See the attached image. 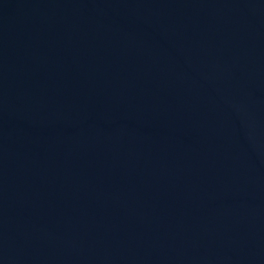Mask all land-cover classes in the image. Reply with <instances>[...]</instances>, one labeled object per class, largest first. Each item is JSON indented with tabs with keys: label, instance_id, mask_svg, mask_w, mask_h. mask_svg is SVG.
<instances>
[{
	"label": "water",
	"instance_id": "water-1",
	"mask_svg": "<svg viewBox=\"0 0 264 264\" xmlns=\"http://www.w3.org/2000/svg\"><path fill=\"white\" fill-rule=\"evenodd\" d=\"M0 264H264V0H0Z\"/></svg>",
	"mask_w": 264,
	"mask_h": 264
}]
</instances>
